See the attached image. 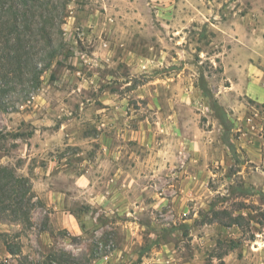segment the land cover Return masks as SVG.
<instances>
[{
	"label": "rangeland",
	"instance_id": "obj_1",
	"mask_svg": "<svg viewBox=\"0 0 264 264\" xmlns=\"http://www.w3.org/2000/svg\"><path fill=\"white\" fill-rule=\"evenodd\" d=\"M66 15L36 91L0 63V165L31 186L0 220V264H264V97L248 92L264 93V0Z\"/></svg>",
	"mask_w": 264,
	"mask_h": 264
},
{
	"label": "trees",
	"instance_id": "obj_2",
	"mask_svg": "<svg viewBox=\"0 0 264 264\" xmlns=\"http://www.w3.org/2000/svg\"><path fill=\"white\" fill-rule=\"evenodd\" d=\"M72 1L11 0L7 8L11 15L6 21L9 26L7 30L0 28V63L3 62L6 78L17 76L20 72L18 70L25 65V73L30 76V82H36L33 90H37L44 71L52 66L59 55L64 54L62 25ZM22 24H25L23 29ZM49 25L52 26L51 29L48 28ZM33 41L41 46L35 55L37 60L32 57ZM1 84L0 96L3 90ZM30 194L31 186L26 178L19 177L13 170L0 165V220L8 216L9 212L20 216L25 210V204L29 205Z\"/></svg>",
	"mask_w": 264,
	"mask_h": 264
},
{
	"label": "crops",
	"instance_id": "obj_3",
	"mask_svg": "<svg viewBox=\"0 0 264 264\" xmlns=\"http://www.w3.org/2000/svg\"><path fill=\"white\" fill-rule=\"evenodd\" d=\"M249 87H248V92L250 95L252 96H257L258 98H262L264 97V93L262 90H258L254 87H252V80L248 81ZM256 84V83H254ZM52 194L48 195L49 196V200L51 201V203L57 202V197H56V193L51 192ZM55 209H57V207H55Z\"/></svg>",
	"mask_w": 264,
	"mask_h": 264
}]
</instances>
